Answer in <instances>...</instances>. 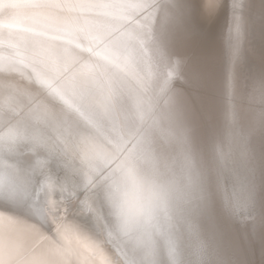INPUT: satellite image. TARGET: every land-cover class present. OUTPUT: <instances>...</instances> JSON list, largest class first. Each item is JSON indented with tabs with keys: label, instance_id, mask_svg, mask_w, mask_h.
I'll list each match as a JSON object with an SVG mask.
<instances>
[{
	"label": "snow or ice",
	"instance_id": "1",
	"mask_svg": "<svg viewBox=\"0 0 264 264\" xmlns=\"http://www.w3.org/2000/svg\"><path fill=\"white\" fill-rule=\"evenodd\" d=\"M4 7L98 9L132 23L115 29L117 35L91 37L107 43L89 62H69L56 53L37 59L23 83L7 75L28 66L19 54L0 57L6 74L0 83V208L17 214H0V264H66L81 253H87L86 264H247L239 258L244 238L226 226L244 224L251 238L259 223L264 241V60L258 72L243 74L238 12L244 0L230 5L218 78L201 71L186 50L195 36L194 17L213 20L224 7L218 0H10ZM144 38L172 64L165 98L158 106L138 99L122 112L114 104L122 64ZM173 79L180 88H171ZM101 121L108 125L102 136ZM40 127L58 134L46 139ZM237 129L239 137L228 134ZM257 132L259 202L252 142ZM154 136L181 147L182 181L160 189L162 203L173 201L181 232L172 230L166 214L163 223L134 217L122 195L137 178L148 179L145 161L154 169L167 167L152 151ZM53 193L61 199H52ZM25 232L34 235L27 244Z\"/></svg>",
	"mask_w": 264,
	"mask_h": 264
},
{
	"label": "bare ground",
	"instance_id": "2",
	"mask_svg": "<svg viewBox=\"0 0 264 264\" xmlns=\"http://www.w3.org/2000/svg\"><path fill=\"white\" fill-rule=\"evenodd\" d=\"M218 2L220 3V4H222V5H224V7L219 11V13H218V15L213 19V20H211V21H208V20H205V19H203L202 17H194V19H193V23H194V25H193V29H194V32H195V36L194 37H196V40L200 43V42H208V43H210V42H212V40H215V35H216V33H218L217 31L220 29V30H223L224 31V28H226V32H227V29H229V24H228V21H229V17H231L232 16V11H231V8H230V5L232 4V2H233V0H218ZM6 3V2H5ZM1 4V3H0ZM2 9V8H1ZM7 9V8H6ZM4 10V9H3ZM13 10H15V9H13ZM44 10V9H43ZM48 10V9H47ZM84 10V9H83ZM6 11V10H5ZM21 11V10H20ZM19 11V12H20ZM46 11V10H45ZM45 11H43V13L45 12ZM91 11V12H90ZM40 12V11H39ZM39 12H38V14H39ZM42 12V11H41ZM49 14H52L53 16H54V14H55V12H54V14L51 12V11H47ZM51 12V13H50ZM85 17H87V18H89V19H91L92 21H97V23H98V21H101V23L103 22V21H105L106 19L104 18L105 16H103V14H100L99 15V18L101 17H103L102 19H99L98 18V20L97 19H95V17L94 16H96V13L94 14H92V10H90V9H85ZM15 13H17L18 14V12H15ZM35 13V12H34ZM43 13H41V16H44V15H42ZM89 13H91L90 14V16H89ZM7 14V13H6ZM12 13H10V15H11ZM22 15H24L25 14V16H26V18H23V20H22V22H27L28 20H29V18L31 17L30 16V13H29V15L27 16V12L26 11H22V13H21ZM49 14L48 15H46L47 17L45 18V17H42V19L40 20V22L42 21L43 22V26L41 27L42 29H45V28H48V26H49V22L50 23H52L51 22V20L48 18V16H49ZM238 14L239 15H241L242 16V20H243V25H244V27H245V29H244V31H242V42L244 43L245 41H247L246 42V44H244L243 45V50H242V54H241V59H242V71H243V74L246 76V75H248L250 72H258L259 71V69H260V67H261V63H262V60H264V0H244V7H243V10H242V12H238ZM248 14V15H247ZM2 14H0V16H1ZM3 15H5L4 13H3ZM52 15H51V18L53 19V18H55V17H52ZM57 15V14H56ZM94 15V16H93ZM7 16H8V14H7ZM38 16H40V15H38ZM35 17H37L36 16V14H35ZM50 17V16H49ZM78 17V16H77ZM32 19H33V16L31 17ZM30 18V20H32ZM41 18V17H40ZM37 19V18H36ZM63 19H65V18H63ZM88 20V19H87ZM109 19H107V22L109 23L110 21H108ZM230 20H232V19H230ZM33 21V20H32ZM36 21V20H35ZM38 21V20H37ZM62 20H60V22H61ZM195 21H196V23H195ZM5 22V21H4ZM30 22V21H29ZM41 22V23H42ZM54 22V21H53ZM57 22H59V20H57ZM66 21L64 20V23H65ZM117 22H119V25L122 27V25H121V22L122 21H117ZM123 22H125V25H127V23L128 24H130V23H132L131 22V20H129L128 22H126V21H123ZM31 23V22H30ZM37 23H39V22H37ZM36 23V24H37ZM62 23H63V21H62ZM96 23V22H95ZM100 23V24H101ZM106 23V22H105ZM11 24V23H10ZM54 24H55V22H54ZM99 24V23H98ZM98 24H96V25H98ZM103 25H104V23H102ZM101 24V25H102ZM3 25V24H2ZM4 25H5V23H4ZM4 25H3V27H4ZM9 24H7V25H5V26H7V28H9L10 26H8ZM15 24H13V25H11V26H14ZM56 26L58 25V24H55ZM60 25H62V24H60ZM59 25V27H61ZM107 25V23L105 24V26ZM109 25H110V23H109ZM115 25H117V24H115ZM0 26H1V24H0ZM17 27H18V25H16ZM25 26V25H24ZM24 26L23 25H20V28L19 29H17L16 28V30H19V33H21V32H23V28H24ZM35 26V25H34ZM47 26V27H46ZM53 26V24H51V26H49V28L50 27H52ZM64 26H66V25H64ZM102 27V26H101ZM110 28H112L111 27V25L109 26ZM116 27H119V26H116ZM29 28V27H28ZM39 28V27H38ZM54 28V27H53ZM61 28H63L64 29V27L62 26ZM104 28V27H103ZM108 28V27H107ZM107 28L105 29V30H107ZM109 28V29H110ZM123 28V27H122ZM4 29V28H3ZM6 29V28H5ZM4 29V30H5ZM15 29V28H14ZM42 29H39L37 32H43V30ZM51 29V28H50ZM54 29H56V31L58 30V29H60V28H58V26L57 27H55ZM75 29V28H74ZM9 30V29H8ZM36 30V29H35ZM49 30V29H48ZM65 30V29H64ZM70 30V36L68 35V34H61L62 36H60V34H57V33H51V37H52V40L50 39V42H51V44L53 45V46H56L57 44V41H59V39H60V41H63L64 42V45H65V48L64 49H62V46H59V44L61 43H59L56 47H58L59 46V52H57L58 50V48H56V52L60 55V54H62V56H64L65 58H66V53H65V51H67V48H70L71 46L72 47H75L76 45H77V48H83V49H85V50H81L82 52H84L83 54H82V52L79 50V49H77L78 50V52H75V54H77V55H79L78 53H81L82 55H84L85 54V56L83 57L82 55H79L82 59H78L79 61H81V62H89L90 60H94V59H96V54H97V50H98V52H99V50L100 49H103L104 48V44H106L107 43V41H104L103 43H101V42H99V41H97V40H92V41H90V34L87 36L88 37V39H85L84 37V34H78V31H77V33H75L72 29H69ZM90 30H91V28H90ZM219 30V31H220ZM2 31V30H1ZM29 31V30H28ZM53 31V30H52ZM51 31V32H52ZM81 31V30H80ZM88 31H89V28H88ZM97 31V30H96ZM91 31V34H92V32L94 33L95 32V34L94 35H96V37H101V36H103V34L100 32V31ZM198 31H200V32H198ZM18 32V31H17ZM65 32V31H64ZM107 32V31H106ZM6 33V32H5ZM8 33V32H7ZM25 33V32H24ZM60 33H61V31H60ZM225 33V32H224ZM78 34V36L79 37H77L76 35ZM218 34H220V33H218ZM217 34V35H218ZM233 34H235V33H233ZM26 35H27V33H26ZM35 35V34H34ZM216 35V36H217ZM8 36V35H7ZM25 36V34L23 35V37ZM28 36V35H27ZM91 36H93V35H91ZM226 36V35H225ZM44 37H46V36H44ZM44 37H42V38H44ZM48 37V36H47ZM50 37V36H49ZM94 37V36H93ZM26 38H28V37H26ZM29 38H30V36H29ZM38 38H40V37H38ZM219 37H217V39L216 40H220V39H218ZM222 38L224 39V36H222ZM31 39V38H30ZM2 40V39H1ZM11 40V39H10ZM14 40V39H13ZM25 40V39H24ZM6 41V40H5ZM12 41V40H11ZM18 41V40H17ZM26 41V40H25ZM23 42L22 41V43H23V45H24V48L23 49H27V51H31L30 53L31 54H35V55H38L40 52H39V45H37V44H35V45H33L34 43L33 42H35L36 40L34 39L33 41H31V40H27V42ZM2 42V41H1ZM12 42H14V41H12ZM16 42V41H15ZM40 42H41V40H40ZM39 42V43H40ZM42 42H44V41H42ZM46 42H48V41H46ZM50 42H48L49 44H50ZM62 42V43H63ZM217 42H220V41H217ZM223 42V41H222ZM6 43V42H5ZM8 43V42H7ZM6 43V44H7ZM19 43H21V41L20 42H18L17 44H16V46L14 47V49L16 48V49H20V47L21 46H23V45H19ZM36 43V42H35ZM38 43V42H37ZM38 43V44H39ZM61 43V44H62ZM242 43V44H243ZM11 44V43H10ZM44 45H46L45 43H43ZM48 44V45H49ZM56 44V45H55ZM60 44V45H61ZM68 44H72L71 46L70 45H68ZM190 44V43H189ZM222 44V43H221ZM221 44H219V45H221ZM8 45V44H7ZM41 45V44H40ZM48 45H46L45 47L47 48V46ZM191 45V44H190ZM218 45V44H217ZM3 46V45H2ZM43 46V45H42ZM51 46V45H50ZM69 46V47H68ZM44 47V46H43ZM44 47V48H45ZM67 47V48H66ZM214 47V46H213ZM215 47H217V46H215ZM224 45H222V46H220V52H218V58H216L217 60V62L218 63H220L221 62V60H222V50L224 49ZM7 48V47H6ZM22 48V47H21ZM48 48H49V46H48ZM47 48V49H48ZM154 45H153V43L151 42V40L150 41H147L146 39H144V42H143V45L141 46V45H137L132 51H131V53H132V63H130V59H129V62H128V64H127V66L128 65H130V64H132L135 68L137 67L138 68V70L140 71V72H143V73H145V71H149L148 69H150V71H151V67L153 68V73L155 74H157V72H159V69L160 68H162L161 69V72H162V70L164 71V68L165 69H167V71H168V73L171 71V70H173V67H169L170 65L169 64H166L168 61L167 60H163L164 58H162L161 57V60L164 62V63H162V61H160V57H159V55H157L156 53H157V51H155L154 50ZM218 49H219V47H217ZM216 48V49H217ZM2 49V48H1ZM9 49V48H8ZM71 49V48H70ZM11 50V49H10ZM42 50V49H41ZM45 50V49H44ZM53 50V49H52ZM73 50H75V49H73ZM195 50V49H194ZM211 50V49H210ZM12 51H13V49H12ZM11 51V52H12ZM16 51V50H15ZM18 51V50H17ZM23 51H26V50H23ZM55 50H53L52 52H54ZM69 51V50H68ZM76 51V50H75ZM80 51V52H79ZM102 51V50H101ZM192 51H193V48L192 49H190V46H189V51H188V54L192 57V59H193V61H195V63L198 61V59H199V62L201 61V60H203L205 57H204V55L206 56V58L208 57V59H214V56H216V51H209L208 50V48L207 47H203V51L204 52H202V53H198V51L196 52V54L193 52L192 53ZM5 52V51H4ZM9 52V51H8ZM20 52V51H19ZM43 53H44V51H42ZM48 52H50V51H48ZM48 52H47V54H48ZM55 52V53H56ZM70 52H72L71 50H70ZM21 53H23V54H25L24 52H21ZM74 52H72L71 54H73ZM131 53L129 54L130 55V57H131ZM42 54V53H41ZM47 54L45 53L44 55L45 56H47ZM65 54V55H64ZM11 55V54H10ZM43 55V56H44ZM199 55H201L200 57H202L201 58V60H200V57L199 58H197V56H199ZM6 56V55H5ZM13 56V55H12ZM19 56V55H18ZM21 56V55H20ZM30 56V55H29ZM29 56L27 57V58H29ZM32 56V55H31ZM42 56V55H41ZM71 56H74V54L73 55H71ZM79 56H74L72 59H68V60H70V62H73V61H75L77 58H79ZM195 56V57H194ZM3 57V56H2ZM24 57V56H23ZM38 56H36L35 58H37ZM39 57H40V54H39ZM70 57V55H68L67 56V58H69ZM137 57H139V63L135 60ZM18 58V57H17ZM45 58V57H44ZM66 58V59H67ZM71 58V57H70ZM38 59V58H37ZM41 59V58H40ZM25 60V59H24ZM30 61H32V60H30ZM207 61V60H206ZM210 61V60H209ZM202 62V61H201ZM205 62V61H204ZM31 63H34V62H31ZM211 63H213V62H211ZM218 63H217V65H218ZM30 64V63H29ZM36 64V63H35ZM205 64H207V63H204L203 65H205ZM208 64H210V62L208 63ZM207 64V65H208ZM34 65V64H33ZM38 65V64H37ZM136 65V66H135ZM197 65V64H196ZM199 65V64H198ZM206 65V66H207ZM36 66V65H35ZM205 66V67H206ZM210 66V65H209ZM214 66V65H213ZM38 67V66H37ZM211 67H212V65H211ZM134 68V71H136V69ZM204 68V67H203ZM24 69H26V66H21L20 67V69H19V72H20V74H22V75H16V74H14V73H12V74H9V76L11 75V77H13V79H11V80H14L15 78H17V81L19 82V83H23V78L24 77H27L30 73L29 72H26ZM205 69V68H204ZM208 69V68H207ZM207 69L205 70L206 71V73H207ZM215 69V68H214ZM138 70H137V72H138ZM157 71V72H156ZM203 71V70H202ZM205 71H203L204 73H205ZM19 72H17V73H19ZM124 78L119 82V85H118V90L116 91V95H115V99H114V104H115V106L117 107V109L118 110H120V111H122V112H126L128 109H129V107H130V100H129V102L127 103V105H126V102H124V99H126V97H125V95H124V93L126 92V91H128V89H129V87H128V84L132 81L131 79H130V77L129 76H133V75H135V73L134 72H131V71H128L126 68H124ZM166 72V71H165ZM2 72H0V76L2 75L1 74ZM148 73V72H147ZM162 73H164V72H162ZM168 73H167V76H168ZM209 73L211 74V75H213L214 73H213V71L210 69L209 70V72L207 73V75H209ZM141 75H143V74H141ZM150 75H151V77L149 76V78H150V81L146 78L145 80H143L142 82H140V83H138V80H137V78H136V80H137V85H140L139 87L140 88H145V84L146 85H148V87H150V89H151V86H152V88L154 89V90H156L157 91V88L158 87H154L156 84H155V82H156V80L158 81V79H156V78H154V77H152V73L150 72ZM159 75H161V74H159ZM143 76H145V74L143 75ZM157 76V75H156ZM139 77V76H138ZM142 77V76H141ZM2 78V81L4 80L3 79V77H1ZM0 78V79H1ZM134 78H135V76H134ZM157 78H158V76H157ZM141 79H144V78H141ZM160 80H162V79H160ZM5 81V80H4ZM3 81V82H4ZM141 81V80H140ZM176 81V79H173V81H172V84H171V87L173 88V89H178V88H180L181 87V85H180V87L178 86V84H176V83H174ZM161 82V81H160ZM135 83V82H134ZM145 83V84H144ZM163 83V82H162ZM161 84V83H160ZM139 90V89H138ZM142 90H144L145 91V89H142ZM148 90V89H147ZM152 91V90H148V91H151V93L150 94H156V92L155 91ZM132 92V91H131ZM155 92V93H154ZM132 93H134V92H132ZM143 93H145V92H143L142 91V94ZM134 94H136L137 96H140L137 92L136 93H134ZM147 94V96H148V92L146 93ZM146 94H145V96H146ZM149 94V95H150ZM152 94V95H153ZM151 95V96H152ZM156 97H157V94L155 95ZM153 97V98H156V97ZM117 97V98H116ZM149 98V97H148ZM152 98V97H151ZM156 100V99H155ZM126 101H127V99H126ZM152 101V100H151ZM153 102V101H152ZM158 105V104H157ZM156 105V106H157ZM108 127V125L106 124V126H105V128H107ZM38 131H39V133L42 135V136H44L46 139H49V140H52V139H54L55 138V136H56V134L55 133H57L55 130H53V129H48V128H44V127H40V128H38L37 129ZM46 130V131H45ZM98 132H99V134H100V136H102L103 135V132L101 131V127H100V130H97ZM233 132V131H232ZM235 132V135L234 136H240L241 134H242V132L240 133V130H235L234 131ZM58 134V133H57ZM255 139V141H254V146H255V150H256V162L258 163V165H260V161H259V152H260V143H261V139H260V136H257L256 138H254ZM174 144H177L176 142H174V141H170V140H167V139H158L157 137H153V144H152V151H153V153H154V155H157L159 152H158V149H159V147L162 149V147H163V149L164 150H162V152L164 151L165 152V150H166V152L165 153H167V157H168V153H170L171 154V158H170V164L169 165H167V167H161V168H159V169H154L153 167H152V165H151V163L150 162H148V161H145L144 163H143V167H145V170H147L148 172V174H149V176H150V178H151V176H152V174L155 172V173H163L164 174V177L165 178H168L170 181H167V183H162L158 188H157V190L160 188L161 189V187H164V186H167V185H169L170 183H172V184H175L176 186H177V184L179 185L180 183H181V179H182V168H181V155H178V153H175L174 152V150H172V149H174V147L173 146H175ZM177 147H179V144H178V146ZM176 147V148H177ZM177 150V149H176ZM161 152V151H160ZM164 154V153H163ZM157 156H159V155H157ZM165 156V155H164ZM166 157V156H165ZM165 159V158H164ZM172 160H175L174 162H172ZM174 163V165H176L177 164V166H176V168L175 167H173V166H171V164L172 163ZM8 163L9 164H11V163H13V161H11V160H8ZM170 169H175V171L174 172H176L177 174L175 175V178L174 179H172L171 178V172H169V170ZM144 170V169H143ZM144 170V171H145ZM149 171H151V172H149ZM144 173V172H143ZM147 173H146V176H147ZM155 173H154V175H155ZM1 174V173H0ZM2 175V174H1ZM12 177V176H11ZM144 177H145V175H144ZM153 177V176H152ZM158 177V176H157ZM2 178H3V176H2ZM4 179V178H3ZM156 179V178H155ZM144 180V179H143ZM143 180H141V178H137L136 180H135V182H133V183H131V184H129L127 187H132L134 190H136L135 192H132V193H134V194H137V193H140V192H142V191H145L144 189H145V187H143V183L142 182H145V180L143 181ZM147 180V179H146ZM150 180V179H149ZM154 180V179H153ZM148 181V180H147ZM146 181V182H147ZM151 181H152V179H151ZM162 182L164 181V180H161ZM138 182H140L139 184H138ZM146 182H145V184H146ZM148 182H150V181H148ZM154 182V181H153ZM156 182H158V181H156ZM142 183V184H141ZM149 184H152V182L151 183H149ZM149 184H147V186H149ZM154 184H156V183H154ZM153 184V185H154ZM159 184V183H158ZM146 186V185H145ZM146 186V187H147ZM158 186V185H157ZM148 189H150V187H147ZM152 188V187H151ZM258 188L260 189V183L258 184ZM140 190L139 192L137 191V190ZM153 189V188H152ZM152 189H150L151 190V192H148V191H146V192H148V193H151V196H152V194H154V193H152ZM149 190V191H150ZM157 190H155V191H157ZM153 191H154V189H153ZM159 191V190H158ZM143 193V192H142ZM161 193V192H160ZM122 194H125L124 192L122 193ZM147 194V193H146ZM146 194L145 193H143V195H145L146 196ZM138 195V194H137ZM140 195V194H139ZM142 195V194H141ZM143 195H142V197H143ZM155 195V194H154ZM158 195V194H157ZM124 196V195H123ZM150 196V195H149ZM156 196V195H155ZM134 197H135V195H134ZM158 198L160 197H162L161 195L160 196H157ZM156 197V198H157ZM137 198H138V196H137ZM136 198V199H137ZM155 197L153 196V199H154ZM170 198V197H169ZM52 199H54V200H59V199H61V197L60 196H58L56 193H53L52 194ZM125 201H126V205H127V207H128V209L129 208H134V205L136 204V199L135 198H133V197H128V196H126L125 198ZM140 199V198H139ZM143 199V198H142ZM152 199V198H151ZM154 200H156V199H154ZM153 200V202L154 203H157V200L156 201H154ZM171 200V199H170ZM134 201V202H133ZM152 201V200H151ZM150 201V202H151ZM131 202H133V203H131ZM148 202H149V200H148ZM152 202V203H153ZM161 201H159V203L158 204H162V203H160ZM259 202V201H258ZM151 203V205H146V208H144V209H136L137 211L136 212H132L131 211V209H129V211H131L130 213L134 216V217H140V218H148L149 216L151 217V219H152V222L153 223H156L157 221H159L160 223H163V220H164V217H165V214L167 215V217H169L170 218V221H171V223H172V229H173V231H175V232H181V231H183V229H182V225H181V223L176 219V216H175V213H174V207L172 208V211L170 210V211H168L169 213L167 214L166 213V211H161V210H159L160 208L158 207L159 205H156L157 206V208H159L158 210H156V209H154V208H156V206H155V204L153 203L152 204ZM164 205H166V204H164ZM170 207V206H173V201L171 200L169 203H168V205L166 206V207ZM162 207V206H161ZM171 209V208H170ZM1 210V209H0ZM142 210H144V211H142ZM167 210H169V209H167ZM165 212V213H164ZM0 214H4V215H10V214H8V213H6V211L5 212H0ZM12 214V213H11ZM170 214H171V216H170ZM13 216H16V215H14L13 214ZM17 218H19V217H17ZM27 223V222H26ZM69 223H71V220H69ZM27 224H29V223H27ZM32 225H34L33 223H32ZM226 226H227V230H228V232L230 233V234H232V235H234V236H236L237 237V234H239L238 236L239 237H243L244 238V241H245V247H246V251L248 252V254L250 255H248L247 256V254L245 255L246 256V259H244L246 262H247V264H263L264 263V259H263V261H262V257L261 256H259L258 254H257V251H256V245L257 244H261L262 242L264 243V241H262V239H261V234H260V229H259V223H257V225H256V227H255V229L253 230V233H252V236H251V238H249V233H248V231H246L247 230V226H245V227H242L243 228V230L245 231V232H241V229L242 228H240L241 227V225L239 224H236V223H233V222H231V221H228V222H226ZM35 227H37V228H40V226H37V225H35ZM240 228V229H239ZM164 231V229H161V232H163ZM31 234V233H30ZM32 237H34V235L32 234V235H28V236H26V238L24 239V241L26 242V243H29L30 241H32L33 240V238ZM239 237H237V238H239ZM161 239H162V237H161ZM113 243H115V244H118V245H120L121 247H123V243L121 242V241H113ZM245 249V248H244ZM106 251L108 250V249H105ZM126 250V249H125ZM245 251V250H244ZM245 251V252H246ZM83 254H86L87 255V253H83ZM110 254V253H109ZM82 255V254H81ZM252 256H253V258H252ZM241 258V257H240Z\"/></svg>",
	"mask_w": 264,
	"mask_h": 264
},
{
	"label": "rangeland",
	"instance_id": "3",
	"mask_svg": "<svg viewBox=\"0 0 264 264\" xmlns=\"http://www.w3.org/2000/svg\"><path fill=\"white\" fill-rule=\"evenodd\" d=\"M6 2V3H5ZM10 2V0H0V14H2L1 16H0V24H1V26H0V57H4L5 55L6 56H12V55H16V54H19V56L18 55H16V58L18 59V60H23L24 61V64L25 65H28V66H26V69H24L26 72H31V69H32V67H37L38 65H37V63L35 64V61L37 60V58L38 59H40V58H44V57H47L48 56V54L49 53H55L57 50V52H59L60 50H59V46H62V49H64L65 48V45H64V42L63 41H60V39H59V41H57V45L61 42H63L61 45L59 44V46L58 47H56V46H53L52 44H51V42H50V39L52 40V37H51V33H57V34H60V36H62L61 34H68L69 36H70V30L69 29H72L75 33H77V31H78V34L80 35V34H84V36L85 37H87L89 34V36H90V41H92V39H91V37H93V36H96V35H94L95 34V32L93 33L92 32V34H91V31H100L103 35L104 34H107L108 32H113V34L114 35H117L118 33H116L115 32V29H120L121 31H123V28L119 25V22H117V21H114V20H112L109 16H108V14H106L104 11H102V10H98V9H90V10H92V14L94 13H96V16H94L95 17V19H97L98 20V18H99V15L100 14H103V16H105L104 18L106 19L105 21H103L102 23H104V25L101 23V21H98V23H97V21H92L91 19H89V18H87V17H85V9L83 10V9H44V10H38V11H35V13L34 12H27V16L29 15V13H30V16L32 17L33 16V21L32 20H30V18H29V20L27 21V22H22V20H23V18H26V16H25V14L24 15H22L21 13H22V10L20 11V10H18V9H15V10H13V9H6L5 7H4V5L5 4H7V3H9ZM2 8V9H1ZM4 9V10H3ZM6 10V11H5ZM46 10V11H45ZM20 11V12H19ZM40 11V12H39ZM42 11V12H41ZM43 11H45L44 13H43ZM47 11H51L53 14H54V12H55V14H54V16L52 15V14H49ZM15 12H18V14L17 13H15ZM38 12H39V14H38ZM50 12V13H51ZM91 12V11H90ZM3 13L5 14V15H3ZM8 14V16H7V14ZM10 13H12L11 15H10ZM41 13H43L42 15H44V16H41ZM35 14H36V16L37 17H35ZM49 14V16H48V18L51 20V22L52 23H50L49 22V26H51V24H53V26L52 27H50L49 28V26H48V28H45V29H42L41 27L43 26V22L41 23L40 22V20L42 19V17H47L46 15H48ZM57 14V15H56ZM90 14L91 13H89V16H90ZM38 15H40V16H38ZM51 15H52V17H55V18H51ZM248 15V14H247ZM78 16V17H77ZM41 17V18H40ZM37 18V19H36ZM63 18H65V19H63ZM103 18V17H102ZM101 17L99 18V19H102ZM88 19V20H87ZM107 19H109L108 21H110L109 23H110V25H111V27L112 28H110L109 26V23L107 22ZM230 19H232V16L231 17H229V21H228V24H229V27L232 25V20H230ZM36 20V21H35ZM38 20V21H37ZM57 20H59V22H57ZM60 20H62L63 21V23H62V21L60 22ZM64 20L66 21L65 23H64ZM5 21V22H4ZM31 23H30V22ZM55 22V24H58L57 26H58V28H60V29H58L57 31H56V29H54L55 27H57L55 24H54V22ZM129 20H127L126 22H128ZM37 22H39V23H37ZM107 23V25L105 26V24ZM132 22V21H131ZM4 23H5V25H7V24H9L8 26H10L9 28H7V26H5L4 25ZM11 23V24H10ZM37 23V24H36ZM102 25H101V24ZM195 23H196V21H195ZM4 25V27H3V25ZM13 24H15L14 26H11V25H13ZM60 24H62V25H60ZM96 24H98V25H96ZM115 24H117V25H115ZM128 24V23H127ZM16 25H18V27L16 26ZM20 25H25L24 26V28H23V32H21V33H19V30H16V28L17 29H19L20 28ZM35 25V26H34ZM59 25L62 27H64V29L63 28H61V27H59ZM64 25H66V26H64ZM121 25L123 26V25H125V22H121ZM193 25H194V23H193ZM102 26V27H101ZM116 26H119V27H116ZM29 27V28H28ZM39 27V28H38ZM47 27V26H46ZM54 27V28H53ZM104 27V28H103ZM108 27V28H107ZM5 30H4V29ZM15 28V29H14ZM75 28V29H74ZM88 28H89V31H88ZM90 28H91V30H90ZM107 28V30H105ZM110 28V29H109ZM9 29V30H8ZM21 29V28H20ZM36 29V30H35ZM39 29H42L43 30V32H37ZM49 29V30H48ZM244 29H245V27H244V25L242 24V29H241V31H244ZM2 30V31H1ZM29 30V31H28ZM53 30V31H52ZM77 30V31H76ZM81 30V31H80ZM220 30V29H219ZM217 31L218 33H220V34H218V33H216V35H215V40H212V42H210V43H206V42H198L197 40H196V37H194L193 38V40L190 42V44H188V46H187V52L189 51V46H190V49H192L193 48V51H192V53L194 52L195 54H196V52L198 51V53H202V52H204L203 51V47H207L208 48V50L209 51H216L217 53H216V56H214V59H208V57L206 58V54L204 55V59L203 60H201V58L202 57H200L201 55H199V56H197V58H199L200 57V60L202 61H200L199 62V59H198V61L195 63V61H194V63L195 64H197V67L202 71H205L207 68V73L209 72V70L211 69L212 71H213V75H211L210 73H209V77H211V78H218L219 77V75H220V73H221V70H222V60H221V62L220 63H218L216 60V58H218V52H220V46H222V45H226V43H227V41H228V36H229V32H228V29H227V32H226V28H224V31L223 30H220V31ZM18 31V32H17ZM52 31V32H51ZM60 31H61V33H60ZM65 31V32H64ZM96 31V32H97ZM107 31V32H106ZM6 32V33H5ZM8 32V33H7ZM25 32V33H24ZM198 32H200V31H198ZM225 32V33H224ZM26 33H27V35H26ZM25 34V36L23 37V35ZM35 34V35H34ZM78 34L76 35L77 37H79L78 36ZM8 35V36H7ZM91 35H93V36H91ZM226 35V36H225ZM233 35H235V34H233ZM29 36H30V38H29ZM44 36H46V37H44ZM48 36V37H47ZM50 36V37H49ZM222 36H224V39L222 38ZM26 37H28V38H26ZM38 37H40V38H38ZM42 37H44V38H42ZM217 37H219L218 39H220V40H216L217 39ZM2 39V40H1ZM12 41H14V42H12ZM14 39V40H13ZM26 41H25V40ZM36 40L35 42H33L34 44L33 45H35V44H37V45H39V54H40V57H39V54L38 55H35V54H31L30 52L31 51H27V49L25 48V49H23L24 48V45H23V43H22V41L24 42H27V40H31V41H33V40ZM144 39H146L147 41H150V39H148V38H144ZM6 40V41H5ZM18 40V41H17ZM40 40H41V42H40ZM2 41V42H1ZM16 41V42H15ZM21 41V43H19V45H23V46H21L20 47V49L18 48V49H14V47L16 46V44L18 43V42H20ZM42 41H44V42H42ZM46 41H48V42H50V44L48 43V42H46ZM217 41H220V42H217ZM223 41V42H222ZM8 44H6V43ZM39 44H38V43ZM59 42V43H58ZM151 42H152V40H151ZM246 42L247 41H245L244 43L241 41V54H242V50H243V45L244 44H246ZM11 43V44H10ZM43 43H47L46 45H48L49 46V48H48V46H47V48L45 47L46 45H44ZM222 43V44H221ZM243 43V44H242ZM41 44V45H40ZM218 44V45H217ZM219 44H221V45H219ZM3 45V46H2ZM15 45V46H14ZM45 47H43V46ZM51 45V46H50ZM68 45H70V44H68ZM72 45V44H71ZM70 45V46H71ZM36 46V45H35ZM214 46V47H213ZM215 46H217V47H219V49L217 48V47H215ZM7 47V48H6ZM69 47V46H68ZM2 48V49H1ZM9 48V49H8ZM56 48H58L57 50H56ZM67 48V47H66ZM71 48V49H70ZM70 48H67V51H65V53H66V58H67V56L68 55H70V57L69 58H67V60L68 59H72L74 56H79V55H82L84 52H82L83 50H85V49H83V48H77V45L75 46V47H70ZM217 48V49H216ZM11 49V50H10ZM12 49H13V51H12ZM42 49V50H41ZM45 49V50H44ZM55 50L54 52H52L53 50ZM73 49H75V50H73ZM77 49H79L81 52H82V54L81 53H78L79 55H77V54H75V52H78V50ZM195 49V50H194ZM211 49V50H210ZM16 50V51H15ZM18 50V51H17ZM23 50H26V51H23ZM69 50V51H68ZM70 50L72 51V52H74L73 54H74V56H71V55H73V54H71L72 52H70ZM103 51V49H100L99 50V52H98V50H97V53H102V51ZM154 50H155V48H154ZM5 51V52H4ZM9 51V52H8ZM12 51V52H11ZM20 51V52H19ZM42 51H44V53L42 52ZM48 51H50V52H48ZM79 51V52H80ZM156 51V50H155ZM223 51V50H222ZM21 52H24L25 54H23V53H21ZM47 52H48V54H47ZM56 52V54H58ZM42 53V54H41ZM47 54V56H45L44 54ZM60 53V52H59ZM11 54V55H10ZM157 55H159L158 53H156ZM21 55V56H20ZM30 55V56H29ZM32 55V56H31ZM42 55V56H41ZM44 55V56H43ZM59 55V54H58ZM60 55H62V54H60ZM24 56V57H23ZM29 56V58H27ZM36 56H38L37 58H35ZM83 57L85 56V54L84 55H82ZM81 56V57H82ZM80 56H79V58H77L75 61H79L78 59H82ZM159 59H160V61H162L161 60V56L159 55ZM195 57V56H194ZM25 59V60H24ZM129 59H130V63H132V53H131V57H130V55H129ZM30 60H32V61H30ZM138 63H139V57H137L136 59H135ZM164 61H165V59H163ZM207 60V61H206ZM210 60V61H209ZM69 62H70V60H68ZM205 61V62H204ZM31 62H34V63H31ZM210 62V64H208ZM211 62H213V63H211ZM30 63V64H29ZM162 63H164L163 61H162ZM204 63H207V64H205V65H203ZM217 63H218V65H217ZM34 64V65H33ZM166 64H169L170 66L169 67H172V64L171 63H169V62H167ZM199 64V65H198ZM36 65V66H35ZM207 65V66H206ZM210 65V66H209ZM211 65H212V67H211ZM214 65V66H213ZM136 66V65H135ZM206 66V67H205ZM122 67L123 68H126L128 71H131V72H134L135 73V75H133V76H129L130 77V79L132 80L129 84H128V87H129V89H128V91H126L125 93H124V95H125V97H126V99H127V101H126V99H124V102H126V105H127V103L129 102V100H130V107H132L134 104H135V102L139 99V100H142V101H144L146 104H151V105H153V106H156L157 104L159 105V104H162L163 103V100H164V98H165V93H163L162 92V89L165 87V80H166V78H167V73H168V71H167V69H165L164 68V71L162 70V72H164V73H162L161 72V69L162 68H160L159 69V72H157V74L155 73H153L154 71H153V68L151 67V71H150V69H148L149 71H145V73H143V72H140L139 70H138V68L136 67H134L132 64H130V65H128L127 66V64L126 65H124V64H122ZM205 69H204V68ZM134 68L136 69V71H134ZM215 68V69H214ZM137 70H138V72H137ZM22 71V70H21ZM20 71V72H21ZM166 71V72H165ZM173 70H171L170 72H172ZM20 72L19 73H14V74H16V75H22V74H20ZM148 72V73H147ZM150 72L152 73V77H154V78H156V79H158V81L156 80V82H155V86L154 87H158L157 88V91L156 90H154L153 88H152V86H151V89H150V87H148V85H146L145 83V88H140L139 86L140 85H137V80H138V83H140V82H142L143 80H145L146 78L150 81V78H149V76L151 77V75H150ZM169 72V73H170ZM125 73V72H124ZM168 73V74H169ZM205 73H206V71H205ZM206 73V74H207ZM2 75L0 76V78L1 77H3V79L5 80L6 79V74H4V73H1ZM12 74V73H11ZM141 74H145V76H143V75H141ZM159 74H161V75H159ZM8 76H9V74H7ZM158 76V78H157V76ZM11 76V75H10ZM134 76H135V78H134ZM139 76V77H138ZM142 76V77H141ZM136 78H137V80H136ZM141 78H144V79H141ZM160 79H162V80H160ZM3 80V81H4ZM23 80V82H24V79H22ZM141 80V81H140ZM2 81V78L0 79V83H2L3 82ZM161 81V82H160ZM10 82H12V83H17L18 81H17V78H15L14 80H11ZM135 82V83H134ZM163 82V83H162ZM143 83V82H142ZM161 83V84H160ZM174 83H176V84H178V86L180 87V85H181V83L178 81V80H176ZM172 88V87H171ZM139 89V90H138ZM142 89H145V91L144 90H142ZM154 90L155 92H156V94H157V97L155 96L156 94H150L151 93V91H148V90ZM134 92V93H140L139 95L140 96H137L136 94H134V93H132V92ZM142 91L143 92H145V93H143L142 94ZM148 92V96H147V93ZM154 92V93H155ZM117 94V93H116ZM145 94H146V96H145ZM150 94V95H149ZM152 95V96H151ZM117 96V95H116ZM156 97V98H153V97ZM149 97V98H148ZM152 97V98H151ZM117 98V97H116ZM156 99V100H155ZM153 102H152V101ZM157 105V106H158ZM129 107V108H130ZM105 126H106V123L104 122V121H101V123H100V127H101V131L103 132V134L105 133V131H106V129L107 128H105ZM100 127H99V129L98 130H100ZM237 130H240V129H237ZM46 131V130H45ZM240 133H241V130H240ZM56 135H57V133H55ZM228 134L229 135H235V132L233 131L232 132V130H229V132H228ZM257 136H259V133L257 132V134L254 136V138H256ZM56 137V136H55ZM236 137H239V136H236ZM254 138H252V142L254 143V141H255V139ZM175 146H173L174 147V149H172V150H174V152L175 153H178V155H181V147H180V145H179V147H177L178 146V143L177 144H174ZM260 146H261V143H260ZM177 147V148H176ZM177 149V150H176ZM162 150H164L163 149V147H162V149L159 147V149H158V154L157 155H162L163 156V158H165L164 160H165V162H166V164L167 165H169L170 164V158H171V152L170 153H168V157H167V153H165L166 152V150H165V152L163 151L162 152ZM257 150V149H256ZM161 151V152H160ZM164 153V154H163ZM166 157H165V156ZM5 159H7L6 157H5ZM175 160H172V162H174ZM171 162V163H172ZM171 166H173V167H175L176 168V166H177V164L176 165H174V163H172L171 164ZM145 170V167H143V165H142V171L144 172L143 173V176L145 175V177L146 178H148L147 180L148 181H150V182H148L146 179H144L145 180V182H146V184H145V182H142L143 183V187H145V191H142L143 193H147L146 194V196L145 195H143V193L142 192H140V193H137V194H134V193H132V192H135L136 190H134L132 187H126L125 189H124V193L125 194H122V195H124V198L126 197V196H128V197H133V198H137V196H138V198L136 199V204L134 205V208H129V209H131V211L132 212H136L137 210L136 209H140L141 207V209H144V208H146V205H151V203L153 202V200L154 199H156L157 200V203H154L155 204V206L156 205H159L158 207L160 208H157V206H156V208H154V209H156V210H161V211H166V213L168 214L169 212L168 211H172V208L174 207V206H168V207H166L167 205H168V203L172 200L171 199V197L170 198H168L167 199V202L166 203H162V202H160V203H162V204H158L159 203V201H161V198L159 197H157V196H162V193H160L161 191H160V188L157 190V188L162 184V183H167V181H170L168 178H165L164 177V174L163 173H155V175H154V173L152 174V176H151V178H150V176H149V174L147 173L148 171V169L147 170ZM175 171V169L173 170V169H170L169 170V172H171V178L172 179H174L175 178V175L177 174L176 172H174ZM149 172H151V171H149ZM146 173H147V176H146ZM2 174V173H1ZM0 174V180H3V178H4V176L3 175H1ZM241 174H243V169H241ZM2 176H3V178H2ZM158 176V177H157ZM174 177V178H173ZM9 180H12V179H14V177H11V176H8L7 177ZM156 178V179H155ZM150 179V180H149ZM151 179H152V181H151ZM154 179V180H153ZM141 180H143V179H141ZM143 180V181H144ZM161 180H164L163 182L161 181ZM182 180V179H181ZM154 181V182H153ZM156 181H158V182H156ZM152 182V184H149V183H151ZM255 182H256V189H257V200L259 201V191H260V189L258 188V184L260 183V165H258V163L256 162V166H255ZM140 182H138V184H139ZM141 183V184H142ZM154 183H156V184H154ZM159 183V184H158ZM147 184H149V186H147ZM154 184V185H153ZM150 187V189H154V191H153V189H152V193H154V194H152V196H151V193H148V192H151V190L150 189H148L147 187ZM158 185V186H157ZM180 185V184H179ZM178 184H177V186H179ZM152 187V188H151ZM150 190V191H149ZM155 190H157V191H155ZM138 192L140 191L139 189L137 190ZM146 191H148V192H146ZM140 194V195H139ZM143 195V197H142V195ZM158 194V195H157ZM134 195H135V197H134ZM150 195V196H149ZM153 196L155 197L154 199H153ZM157 197V198H156ZM140 198V199H139ZM143 198V199H142ZM152 198V199H151ZM171 199V200H170ZM148 200H149V202H148ZM152 200V201H151ZM156 200H154V201H156ZM151 201V202H150ZM134 202V201H133ZM133 202H131V203H133ZM152 203V204H153ZM146 204V205H145ZM164 204H166V205H164ZM162 206V207H161ZM258 207H259V205H258ZM171 208V209H170ZM138 209V210H139ZM167 209H169V210H167ZM130 211V212H131ZM142 211H144V210H142ZM165 213V212H164ZM170 216H171V214H170ZM241 225V227L240 228H242V227H245V225L244 224H240ZM239 228V229H240ZM163 229V228H162ZM173 230V229H172ZM246 231H248V230H246ZM241 232H245L244 230H243V228L241 229ZM239 234H237V237H239L238 236ZM245 248V249H244ZM246 247L244 246L243 248H241V250H240V252H239V258L240 259H246V254H247V256L249 255L248 254V252L246 251ZM256 251H257V254L259 255V256H261L262 257V261H263V259H264V243L262 242L261 244H257L256 245ZM250 256V255H249ZM252 258H253V256H252ZM264 264V263H263Z\"/></svg>",
	"mask_w": 264,
	"mask_h": 264
},
{
	"label": "water",
	"instance_id": "4",
	"mask_svg": "<svg viewBox=\"0 0 264 264\" xmlns=\"http://www.w3.org/2000/svg\"><path fill=\"white\" fill-rule=\"evenodd\" d=\"M0 209H1L0 212H5L6 211V213H8L10 215H13V214L14 215H17L16 213H12V214L9 213L5 208H0ZM17 217H19L18 219H21V220H24L25 219L24 217H20V216H17ZM25 222H27L29 224H32L33 223L34 225H37V224H35V221H25ZM37 226H39V225H37ZM40 231L43 232V234L45 236H50L51 235V233H49L46 228H41ZM21 235H22V239L24 240L26 238V236L32 235V234L25 232V233H22ZM32 238L34 239V237H32ZM81 254L82 255H80L79 258H77L76 255H70L68 257L67 261H66V264H86V259L85 258H86L87 255L86 254H83V253H81Z\"/></svg>",
	"mask_w": 264,
	"mask_h": 264
}]
</instances>
